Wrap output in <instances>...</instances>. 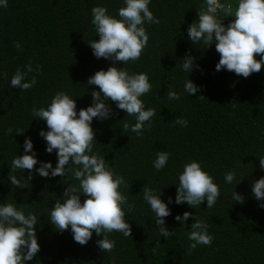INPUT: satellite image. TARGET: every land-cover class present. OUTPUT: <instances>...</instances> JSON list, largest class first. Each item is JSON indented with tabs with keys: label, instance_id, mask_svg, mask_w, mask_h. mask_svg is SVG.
Returning a JSON list of instances; mask_svg holds the SVG:
<instances>
[{
	"label": "trees",
	"instance_id": "1",
	"mask_svg": "<svg viewBox=\"0 0 264 264\" xmlns=\"http://www.w3.org/2000/svg\"><path fill=\"white\" fill-rule=\"evenodd\" d=\"M94 6H105L116 14L124 5L123 0H8V7L0 8V203H13L26 214L37 215L41 247L28 264H264V209L252 194L253 182L264 177L257 156L264 155V66L247 78L216 71L220 56L215 43L202 48L187 36L204 0H151L149 8L159 23L145 25L149 42L139 60L119 65L130 73L148 75L152 88L142 100L146 109L155 110L151 128L145 127L142 135L124 132L123 124H134L135 117L111 101V117L92 122L93 152L104 156L106 164L125 178L127 187L122 190L134 205L125 217L131 236L108 234L115 247L102 252L96 243L102 235L93 232L91 240L80 245L70 230H56L48 213L67 184L78 183L71 176L29 179L27 170H16L11 174L26 187L10 184L11 161L24 154L28 137L39 161H51L53 166L57 162L56 153L45 150L39 132L47 130L46 122L33 117V106L47 107L57 92L64 91L76 99L77 111L88 107L91 91L99 90L87 85L89 77L113 63L96 58L88 43L99 39L91 23ZM220 18L225 25L235 19L222 14ZM189 52L197 65L189 78L199 86L191 96L183 90L188 74L177 65ZM29 64L33 70L27 72L26 80L35 76L36 84L28 90L11 87L17 69L26 72ZM169 87L180 93V100L168 99ZM176 117L186 119L187 126L175 124ZM160 151L170 156L157 171L153 161ZM193 160L220 187L221 196L212 208H207L206 200L197 208L175 203L178 176ZM232 170L237 179L227 184L224 176ZM145 186L162 190L166 202L172 197L171 214L165 218L170 237L161 236L155 224L143 198ZM234 191L244 196L242 203L232 200ZM86 198L82 195L81 201ZM185 211L193 215L182 224L175 217ZM197 217L208 224L213 241L189 253L188 235Z\"/></svg>",
	"mask_w": 264,
	"mask_h": 264
},
{
	"label": "clouds",
	"instance_id": "2",
	"mask_svg": "<svg viewBox=\"0 0 264 264\" xmlns=\"http://www.w3.org/2000/svg\"><path fill=\"white\" fill-rule=\"evenodd\" d=\"M151 0H123L116 14L109 13L105 6H94L91 9L92 21L99 39L88 40L96 58L112 61V65L91 75L87 85H96L99 90L91 91L92 103L77 111V101L67 92H57L47 107L32 108L34 118L46 122L47 130L41 129L39 135L46 143V152H55L57 162L39 161L34 142L31 137L24 141V154L11 161V172L8 180L12 186L26 187L16 175L11 173L21 170L29 175L40 177L71 176L78 183H68L63 195L56 200L48 213L49 222L58 231L70 230L73 240L80 245L87 244L93 232L103 236L96 241L102 252H111L115 241L109 239L112 232L131 236L132 228L126 214L134 205L129 204L128 197L122 190L127 187L125 178L114 172L106 164L105 157L93 152L95 131L92 127L94 119L105 120L111 117L109 102L124 110L127 116L135 117V123L123 124V131H131L142 135L145 127L151 128V118L155 110L145 108L142 96L151 91L152 85L146 73H130L119 65L129 61H137L149 42L146 24H158L149 5ZM8 0H0V8H7ZM223 17H235L225 25ZM187 36L195 45L209 48L215 43L220 59L215 66L216 71L227 70L238 76L247 78L259 72L264 66V0H204L199 9L198 19L189 25ZM20 48L19 43L16 44ZM260 58L257 59L256 57ZM180 69L188 74L183 90L189 96L199 91V86L189 78V73L197 67L195 57L187 53L177 63ZM17 69L11 78V87L28 90L36 84V77L26 80L27 72ZM169 100H180L181 95L169 87L166 93ZM147 122V124H146ZM175 124L186 127L188 121L182 117L174 119ZM12 129H8L11 134ZM170 153L160 151L153 161V167L163 169ZM259 157V167L264 170V155ZM39 162V167L36 165ZM35 169L33 172L32 170ZM244 178L241 176L238 183ZM237 179L235 170L224 176L227 184ZM177 184V183H176ZM145 202L154 214L155 224L163 237H170L172 231L166 227L165 218L171 214L168 201L162 199V190L149 187L142 190ZM252 194L264 209V177L252 184ZM87 198L82 202L81 196ZM221 196V190L213 177L202 167L199 161L186 163L178 176L176 204L187 203L197 208L205 200L207 208H212ZM234 202L242 203L244 196L237 191L232 192ZM193 214L185 211L177 214L175 219L185 224ZM38 218L34 213H25L13 203H0V264H28L40 251L37 237ZM191 253L197 245H211L213 237L208 233V224L198 217L191 225L188 235Z\"/></svg>",
	"mask_w": 264,
	"mask_h": 264
},
{
	"label": "built area",
	"instance_id": "3",
	"mask_svg": "<svg viewBox=\"0 0 264 264\" xmlns=\"http://www.w3.org/2000/svg\"><path fill=\"white\" fill-rule=\"evenodd\" d=\"M222 2H224V0H222Z\"/></svg>",
	"mask_w": 264,
	"mask_h": 264
}]
</instances>
